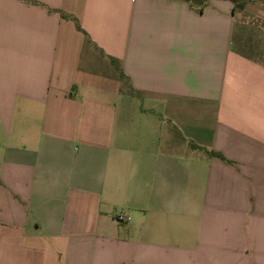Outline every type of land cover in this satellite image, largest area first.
<instances>
[{
  "label": "crops",
  "instance_id": "0c3cea01",
  "mask_svg": "<svg viewBox=\"0 0 264 264\" xmlns=\"http://www.w3.org/2000/svg\"><path fill=\"white\" fill-rule=\"evenodd\" d=\"M0 264H264V0H0Z\"/></svg>",
  "mask_w": 264,
  "mask_h": 264
},
{
  "label": "trees",
  "instance_id": "16d2710c",
  "mask_svg": "<svg viewBox=\"0 0 264 264\" xmlns=\"http://www.w3.org/2000/svg\"><path fill=\"white\" fill-rule=\"evenodd\" d=\"M187 1L193 5L195 3H202L203 4L207 0H187ZM230 1L234 4L235 9L244 8L248 2V0H230Z\"/></svg>",
  "mask_w": 264,
  "mask_h": 264
},
{
  "label": "built area",
  "instance_id": "2783aa9c",
  "mask_svg": "<svg viewBox=\"0 0 264 264\" xmlns=\"http://www.w3.org/2000/svg\"><path fill=\"white\" fill-rule=\"evenodd\" d=\"M118 219H119V221L122 222V221H124L126 219V217H124V216L121 215V216L118 217Z\"/></svg>",
  "mask_w": 264,
  "mask_h": 264
}]
</instances>
